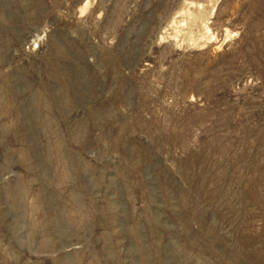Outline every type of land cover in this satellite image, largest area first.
<instances>
[{"label": "rangeland", "instance_id": "374dc122", "mask_svg": "<svg viewBox=\"0 0 264 264\" xmlns=\"http://www.w3.org/2000/svg\"><path fill=\"white\" fill-rule=\"evenodd\" d=\"M244 250L264 255V0H0V264Z\"/></svg>", "mask_w": 264, "mask_h": 264}, {"label": "trees", "instance_id": "16d2710c", "mask_svg": "<svg viewBox=\"0 0 264 264\" xmlns=\"http://www.w3.org/2000/svg\"><path fill=\"white\" fill-rule=\"evenodd\" d=\"M231 254V252H229ZM235 264H259L263 263L264 255L257 253L256 251H238L233 254Z\"/></svg>", "mask_w": 264, "mask_h": 264}]
</instances>
